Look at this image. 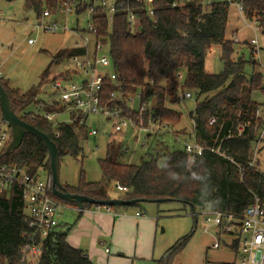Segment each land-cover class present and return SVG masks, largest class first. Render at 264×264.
<instances>
[{
    "label": "trees",
    "instance_id": "1",
    "mask_svg": "<svg viewBox=\"0 0 264 264\" xmlns=\"http://www.w3.org/2000/svg\"><path fill=\"white\" fill-rule=\"evenodd\" d=\"M63 1L23 0L25 9L33 11L38 19L42 18L43 11L56 16ZM169 1H153V5L157 6L154 11L156 22L150 21L144 12L136 11L139 28L135 33L131 32L124 13L114 16L108 32L103 11L94 10L96 35L103 37V42L108 45L115 82L119 84L115 87L113 82L105 81L101 102L109 108H118L122 117L137 121L140 115L144 125L149 127L154 124L167 133L172 130L173 135L178 132L175 128L180 124L181 114L169 105L178 102V93L192 91L196 105L188 117L195 139L202 145H213L215 139H219L231 126L245 125L239 137L223 144L225 155L232 162L210 152L191 159L181 147L170 149L159 138L138 164H127L122 162L125 153L122 144L110 140L105 146L104 157L98 159L102 182H87L80 178L75 186L61 184L71 194L95 200L110 199L107 186L111 184L126 190L114 197L121 200L171 199L181 204L183 209L188 207L194 217V230L196 209L219 211L239 218L254 198L264 203V175L256 169V165H248L264 127V108L252 99V95L262 93L264 88L260 89L262 77L259 73L254 71L246 77V61L242 57L233 58V43L226 38L230 3L215 0L208 10L202 12L200 6L194 5L171 10ZM234 1L241 5L243 19L256 23L264 31V0ZM84 7H79L77 13H82ZM215 46L219 48L222 63V71L218 74L205 69V58ZM81 53L82 50L74 48L67 52L69 57ZM65 54L60 53L54 59L57 61ZM47 73L48 69L44 77ZM0 85L7 93L15 114L55 143L59 160L62 156L77 157L81 153L79 137L86 136L88 131L85 125H78L80 117L75 118L72 124L60 123L55 128L41 115H35L30 120L22 114L31 105L47 113H59L63 108L58 102L46 105L37 101L35 93H21L10 88L2 79ZM111 93L115 95L110 97ZM137 94L139 106L145 104L140 113L138 109H130L127 103ZM71 118H74L73 115ZM210 119H214L215 123L210 124ZM4 150L0 152V165L21 167L31 175L43 169L50 175L47 150L37 138L24 135L20 146L10 154L4 155ZM50 196L62 205L74 207L56 198L52 192ZM88 207L90 204H85V208ZM69 229V226L57 225L53 232L40 240L41 253L36 256L37 264H94L84 251L67 243ZM29 232L20 188L12 186L0 193V264L24 262L23 235ZM186 240L187 237L178 239L153 264H169Z\"/></svg>",
    "mask_w": 264,
    "mask_h": 264
},
{
    "label": "rangeland",
    "instance_id": "2",
    "mask_svg": "<svg viewBox=\"0 0 264 264\" xmlns=\"http://www.w3.org/2000/svg\"><path fill=\"white\" fill-rule=\"evenodd\" d=\"M87 15V12L84 11L77 16L78 30L86 28ZM75 19V15L67 18L69 29L76 28ZM39 20L33 11L25 9L23 0H0V79L6 82L10 88L17 89L21 93L28 91L35 93L37 101L50 105L58 102V95L52 88L54 81L60 80L61 74L76 69L67 52L72 49L74 44H79L82 41L83 32L74 34L71 31H64L61 27L65 21L63 16H50L43 20L46 24L57 22L59 28L55 32L43 31L37 25ZM233 34L234 38L239 41L238 43L232 41ZM226 38L233 43V58L242 57L246 61V77H249L254 71L259 73L262 77L259 82L260 89L264 88V31L256 23L244 20L232 3L229 7ZM255 38L260 49L258 55L253 54L250 48L252 46L249 47L245 44ZM28 39L34 40L33 44H28ZM60 53L66 54L56 61L54 56ZM219 53V48L215 46L207 54L205 69L209 73L218 74L222 71ZM47 69L48 73L44 77ZM72 80H74L73 82L77 80L76 75ZM263 93L264 91L262 93L255 92L252 99L264 108ZM131 100L132 105L130 106L133 110H137L138 100L136 97H132ZM195 105L196 98L194 96L191 99L169 105L171 109L181 114L180 124L175 128L178 132L173 135L171 134L172 130H167V133L165 129H159L156 125L152 127L144 125L140 115L137 117V121H133L138 127L143 126L145 130L147 129L145 132L138 127H132L129 123L121 132H115L112 122L101 120L97 116L88 117L86 120L87 131L92 129L97 134L88 135L87 133L86 136L79 137L82 150L77 157L62 156L60 158L58 167L60 182L70 186L77 185L80 178L87 182H102L103 177L98 166V159L104 157L105 146L110 140L122 144L125 151L122 162L127 164H138L159 138L170 149L180 148L184 139L183 135L188 136L192 129L188 116L194 110ZM25 110L40 115L45 113L42 108L36 109L33 105ZM69 121L70 116L61 113L55 115L50 124L55 128L58 124H68ZM183 130L185 133H182ZM146 134H151V136L147 137ZM260 145L255 165L256 169L264 175V140ZM43 175L41 174L42 177ZM107 191L111 198L120 194L113 184L107 186ZM93 207L90 205L79 218L75 210L59 208L57 219L59 226L69 225L70 229L67 233L70 238L69 242L73 243L76 249L84 251L94 264H106L107 258L110 257L118 259V264H153V261L159 260L178 239L184 237H187L185 245L173 256L169 264H238V258L229 247L230 238H222L219 249L211 247L216 228L212 223H206V218H212L208 216L209 210L207 209L195 210V228L192 230L194 217L188 207L183 209L181 204L176 202L139 203L137 206L128 207L115 206L113 211L117 214L124 210L129 214L140 211L146 216V221L153 222V230L156 226V238L154 236L150 238L148 255L142 256L144 242L140 235L137 236L136 230L130 227L119 235L117 229L114 237L111 221L103 223L92 220L95 215L89 211H92ZM25 213H28L27 210ZM109 219L112 220V218ZM133 226L136 227L135 222H133ZM23 259L24 262L21 264H37L36 257L24 254Z\"/></svg>",
    "mask_w": 264,
    "mask_h": 264
},
{
    "label": "built area",
    "instance_id": "3",
    "mask_svg": "<svg viewBox=\"0 0 264 264\" xmlns=\"http://www.w3.org/2000/svg\"><path fill=\"white\" fill-rule=\"evenodd\" d=\"M154 0H64L58 9L57 15L65 17L64 24L61 26L64 31H71L74 34L83 32L81 42L74 44L72 48L82 50L81 54L74 55L71 60L75 64V71L61 74L58 81H54L53 90L58 95V103L62 106L63 111L59 113H47L44 117L50 123L54 116L61 113H66L70 116L68 124H72L73 120L80 117L78 125L86 126L88 117L97 116L101 120L110 121L113 123L115 132L121 130L129 123L132 127H138L136 123L130 119L122 117L121 111L114 107L109 108L106 104L101 102V91L105 81L113 82L115 87L117 84L114 71L112 69L111 61L108 54V45L103 37L96 35V29L93 24L94 10L101 9L104 18L107 21L108 32L111 30V24L114 16L119 13H124L128 26L132 33L138 30L136 11H141L146 14V17L156 22L154 11L157 6L153 5ZM215 0H170L168 7L171 10L182 9L188 5L200 6L202 12L208 10ZM235 5L239 15L241 14V5L234 0H222ZM85 5L84 11L87 12L86 28L78 30L77 9ZM83 11V12H84ZM76 16V28L69 29L67 25V18ZM50 17L47 11H43L42 18L39 20V27L46 32H55L59 25L53 21L48 24L44 23L45 18ZM255 24V23H254ZM234 43L239 41L234 38ZM34 40L28 39V44H33ZM253 47V54L258 55L260 52L256 38L248 42ZM264 53V52H263ZM80 73V74H79ZM76 75L77 80L73 82V77ZM1 78V72H0ZM180 79V77H178ZM195 93L184 90L177 94V100L180 102L185 99H191ZM110 94V97L114 96ZM138 100V94L135 96ZM127 103L132 109L131 98ZM145 109V104L138 105V112ZM33 111H25L22 116H27L30 120L34 119ZM54 114V115H53ZM257 115L259 111L257 110ZM73 115L74 118H71ZM210 124H214L215 120L210 119ZM154 126V124H152ZM151 126V127H152ZM144 132L145 128L139 126ZM245 125L237 124L234 128L231 126L218 139H215L213 145L204 146L195 139L193 130L189 132L188 136H184L181 142V148L185 154L193 159L201 156L204 152H210L218 155L232 162L230 158L225 155L223 144L225 141L239 137L244 131ZM96 131L89 130L88 135H96ZM57 136V134H56ZM11 138V131L9 126L2 121L0 113V152L6 148ZM264 140V127L261 130L258 139L253 147L252 159L248 165L254 167L257 151L260 144ZM41 174H44L43 177ZM12 186H19L21 198L25 204L29 233H25V243L22 247V252L33 257L39 256L41 253L40 240L46 238L58 225V211L64 205L52 199L50 193L52 192L51 176L41 169L37 174L31 175L27 173L24 168L13 165H0V193L9 190ZM119 192L126 190L116 186ZM96 210L103 209L106 212L112 211L111 207L94 206ZM139 216V213H136ZM206 218V223H212L215 226V238L212 243L213 249H219L222 238H230L229 247L233 248L238 264H264V203L260 202L258 198H254L253 202L245 209L244 214L239 218L226 215L219 211H210ZM223 244V243H222ZM105 252H108L105 250Z\"/></svg>",
    "mask_w": 264,
    "mask_h": 264
},
{
    "label": "water",
    "instance_id": "4",
    "mask_svg": "<svg viewBox=\"0 0 264 264\" xmlns=\"http://www.w3.org/2000/svg\"><path fill=\"white\" fill-rule=\"evenodd\" d=\"M0 113L1 119L5 122L11 131V139L4 150V155L10 154L16 148H18L22 142L24 135H31L42 142L45 146L49 158V171L52 181V194L64 201L74 205V208L82 212L85 209V204L92 206H135L139 203H164L172 202L171 199H133V200H121L118 198H110L106 200H95L90 197L78 194H71L61 184L59 180V154L55 143L50 140L44 133L31 126L29 123L20 119L14 112L9 97L3 87L0 85ZM193 213V212H192Z\"/></svg>",
    "mask_w": 264,
    "mask_h": 264
},
{
    "label": "crops",
    "instance_id": "5",
    "mask_svg": "<svg viewBox=\"0 0 264 264\" xmlns=\"http://www.w3.org/2000/svg\"><path fill=\"white\" fill-rule=\"evenodd\" d=\"M63 207L66 209L75 210L78 214V218L80 217L82 212L88 209V208H85L82 212H79L73 206L64 205ZM91 209L92 211H89V210L88 211L95 215L94 218L92 219L94 220V222H103V223H106V221L112 222L111 229H112V233L114 237L116 236L117 229H118V234L121 235L124 233L126 229L133 227L136 230L137 236L139 237L140 235L141 239H143V242H144L143 243L144 249L141 252L142 256L148 255V246H149L150 238L152 236L156 238V226L154 227V230H153V222L146 221V216L144 215V213H141L140 211H136L134 212V214H129L126 210H124L123 212L117 214L115 213V211H113V209L110 212H106L103 209L96 210L95 207ZM136 213H139V216H136ZM109 218H112V220H110ZM128 219H131V220H128ZM81 222H87V221H81ZM81 222L79 223L80 226L82 225ZM133 222H135L136 227L133 226ZM58 225L60 224L58 223ZM68 226L69 225L65 224L64 228H67ZM66 238H67V242L69 243V245L73 248H76V246L73 243L69 242L70 240L69 236H67ZM118 263H119V260L114 257L107 258L106 264H118Z\"/></svg>",
    "mask_w": 264,
    "mask_h": 264
}]
</instances>
